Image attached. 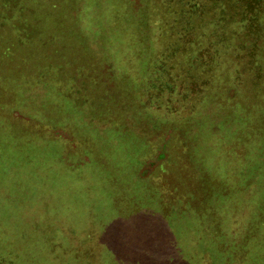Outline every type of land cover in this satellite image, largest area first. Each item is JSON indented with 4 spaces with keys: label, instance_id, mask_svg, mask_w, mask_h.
Wrapping results in <instances>:
<instances>
[{
    "label": "rangeland",
    "instance_id": "rangeland-1",
    "mask_svg": "<svg viewBox=\"0 0 264 264\" xmlns=\"http://www.w3.org/2000/svg\"><path fill=\"white\" fill-rule=\"evenodd\" d=\"M259 10L0 0V264H264Z\"/></svg>",
    "mask_w": 264,
    "mask_h": 264
},
{
    "label": "trees",
    "instance_id": "trees-1",
    "mask_svg": "<svg viewBox=\"0 0 264 264\" xmlns=\"http://www.w3.org/2000/svg\"><path fill=\"white\" fill-rule=\"evenodd\" d=\"M236 5H239V9H240L239 17H240V15H241V17H240L239 21L242 24H244L245 28L248 30V32L246 33V40H247V44L249 45L253 41L252 38H254L255 35L260 34V31L262 29L261 23H259V17L260 16H258L259 13H260L259 8L262 5V0H236ZM52 18H55V17H52ZM49 19L52 20L51 18H49ZM47 34H49V32ZM48 37L51 38L52 42H55L54 39H56V36H53V35L49 34ZM258 42L260 44V40H258ZM11 54H13L12 50L9 49L7 55H11ZM166 82H167V84H170L169 80H167ZM153 85L155 87V83H153ZM233 92H234V89H231L230 91H228V93H226V97L228 99L231 98L233 96V94H234ZM196 93H197V90L195 89V86L192 83L191 89H188V93H187L186 96L189 97V98H192V97L195 96ZM235 96H236V94H235ZM228 115H231V116H228ZM228 115L224 116L223 118L225 119L226 117H232L233 113L229 112ZM223 140L224 139H222V141ZM192 145L194 146V142H193ZM165 154H166V152L158 154V156H157V158H158L157 159V166L158 167H163L164 168V164H165L166 161L163 160V159H164ZM188 158H190L191 161H188V159L186 160V158L184 157L182 164H184V165L186 164L188 167L189 166L192 167L191 164L195 165V163L197 162L198 166H199V162L196 160L195 157L193 158V157H189L188 156ZM184 160H186L185 163H184ZM199 183H200V181H199ZM193 210H194L195 213H197L195 208Z\"/></svg>",
    "mask_w": 264,
    "mask_h": 264
}]
</instances>
